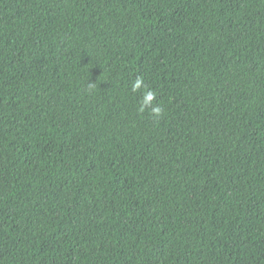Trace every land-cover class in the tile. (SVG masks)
<instances>
[{
	"label": "trees",
	"instance_id": "obj_1",
	"mask_svg": "<svg viewBox=\"0 0 264 264\" xmlns=\"http://www.w3.org/2000/svg\"><path fill=\"white\" fill-rule=\"evenodd\" d=\"M0 264H264V0H0Z\"/></svg>",
	"mask_w": 264,
	"mask_h": 264
},
{
	"label": "clouds",
	"instance_id": "obj_2",
	"mask_svg": "<svg viewBox=\"0 0 264 264\" xmlns=\"http://www.w3.org/2000/svg\"><path fill=\"white\" fill-rule=\"evenodd\" d=\"M140 83H141V81L138 80V81L136 82V85H135L134 87H139ZM160 111H161V110H160L159 108L154 109V112H155L157 115L160 114Z\"/></svg>",
	"mask_w": 264,
	"mask_h": 264
}]
</instances>
